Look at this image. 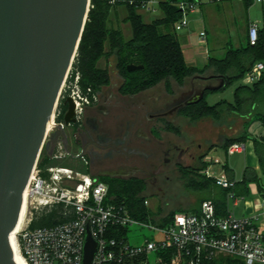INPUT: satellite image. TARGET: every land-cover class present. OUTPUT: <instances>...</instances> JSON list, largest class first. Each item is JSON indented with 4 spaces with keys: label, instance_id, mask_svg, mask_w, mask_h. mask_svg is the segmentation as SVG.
I'll return each mask as SVG.
<instances>
[{
    "label": "built area",
    "instance_id": "1",
    "mask_svg": "<svg viewBox=\"0 0 264 264\" xmlns=\"http://www.w3.org/2000/svg\"><path fill=\"white\" fill-rule=\"evenodd\" d=\"M161 0H130L137 3L140 10L156 14L161 12ZM224 0H181L178 6L183 16L174 24L177 32L190 24L189 16L209 3ZM263 5L264 0H253ZM115 3V0L111 1ZM162 13V12H161ZM264 24V23H263ZM263 24L252 22L248 29V39L252 45L259 42ZM199 39L206 45L207 31L204 29ZM75 61V60H74ZM68 70L52 114L44 148L52 159L59 161L45 167L38 162L26 187V211L22 227L17 228L15 237L21 253L29 264H83L85 241L88 230L98 243V250L91 264L134 262L139 264H204L221 256L239 258L245 264H264V227L259 223L258 214L238 216L228 210L226 215L217 213L213 200H206L199 213L177 212L165 225L135 217L126 202H118L110 193L108 182L95 178L85 171L87 162L79 152L73 153L64 137L52 145V136L62 132L68 125L81 121L85 106L97 100L98 92L93 87H83L82 73L74 66ZM264 73V61H257L243 78L244 84H253ZM71 98L74 104V122L67 123L65 116L69 107L61 104ZM246 149L244 142H235L225 150L226 156ZM43 151V150H42ZM212 151V150H211ZM206 155L207 167L202 171L219 185L229 189L228 199L239 205L241 199L233 190L237 181L227 173V160L220 155ZM40 159V158H39ZM72 162L73 165L63 164ZM44 172L46 174H44ZM262 187V190L260 189ZM259 199L255 208L264 214V183L258 188ZM145 204L150 206V200ZM64 208L67 220L49 226H33L36 216ZM131 226L148 227L157 236L145 238L143 242L132 243L129 239ZM120 228H126L123 235ZM173 250L169 260L162 261L161 253ZM157 260L151 261V255Z\"/></svg>",
    "mask_w": 264,
    "mask_h": 264
},
{
    "label": "trees",
    "instance_id": "2",
    "mask_svg": "<svg viewBox=\"0 0 264 264\" xmlns=\"http://www.w3.org/2000/svg\"><path fill=\"white\" fill-rule=\"evenodd\" d=\"M111 1L91 0L89 16L74 61V66L82 73L83 87L91 86L95 90H100L102 86L110 83V70L108 67H102L100 63L103 59L112 56H115L116 67L125 79L123 90L127 93L149 89L161 82H166L171 89V80L183 85L188 78L196 75H206L210 78L224 77L226 83L220 90H225L234 82L243 79L257 61H264V24L260 29L259 42L256 45H252L248 39L246 46L231 47L221 58L209 53L206 64L197 66L190 64L186 59L182 42L174 30V24L183 16L178 6L181 0H161L162 15L150 23L143 19L137 3L131 4L130 0H115V3ZM246 1L248 5L252 2V0ZM122 7L126 10L125 20L131 23L132 36L128 39L121 29L110 26L112 15ZM130 63L144 64V68L128 71L127 66ZM216 91H207L202 101L186 106L182 109L181 115L191 121L210 117L219 124L224 123L228 117L236 115L245 120L244 129L236 136L227 137L220 146L211 145L205 155L215 147L227 150L235 142H245L250 138L249 128L254 122H261L264 126V73L253 84L242 83L237 86L233 101L221 99L210 104L206 99L207 94ZM169 129L175 130L172 126ZM252 140L261 170L264 172V135L261 138L254 137ZM58 163L59 161L52 159L44 148L38 162L39 167L44 169ZM63 164L73 165L72 162ZM207 165V162L200 160L193 175H188L184 183L188 190L200 194V205L195 208H170L168 213H165L162 207L155 211L145 204V200L148 199L145 193L148 189L144 181L108 177L100 179L109 183L111 195L118 202H126L135 217L165 225L177 212L199 213L206 200L214 201L218 214H227L229 189L202 173ZM83 169L90 171L88 167ZM228 171L230 173V170ZM256 181L258 174L247 167L242 181L236 183L233 190L238 195H249V184ZM260 189L263 192L262 187ZM65 220L67 217L64 216V208L58 206L52 211L38 214L32 225L49 226ZM116 232L123 235L127 229L120 228ZM172 253L173 250L161 253L162 261L169 260ZM211 262L245 264L239 258L231 256H221ZM109 264H139V259H135L134 262Z\"/></svg>",
    "mask_w": 264,
    "mask_h": 264
},
{
    "label": "water",
    "instance_id": "3",
    "mask_svg": "<svg viewBox=\"0 0 264 264\" xmlns=\"http://www.w3.org/2000/svg\"><path fill=\"white\" fill-rule=\"evenodd\" d=\"M91 0H0V264H20L13 235L26 205V187L41 156L62 85L78 52ZM144 68L130 63L128 71ZM226 79L200 89L220 90ZM67 123L74 122L68 98ZM68 142V139H66ZM98 243L88 230L83 264Z\"/></svg>",
    "mask_w": 264,
    "mask_h": 264
},
{
    "label": "flooded vegetation",
    "instance_id": "4",
    "mask_svg": "<svg viewBox=\"0 0 264 264\" xmlns=\"http://www.w3.org/2000/svg\"><path fill=\"white\" fill-rule=\"evenodd\" d=\"M110 75V83L97 90V100L85 106L81 121L73 124L79 153L95 178L140 179L152 193L170 198L175 182L184 184L206 157L204 143L185 132L177 120L185 118L182 109L192 105L200 89L220 78L196 75L171 89L161 82L127 93L124 77L120 74L119 82ZM61 106L67 108L69 103ZM61 136L70 145L67 127L52 136L51 144Z\"/></svg>",
    "mask_w": 264,
    "mask_h": 264
},
{
    "label": "rangeland",
    "instance_id": "5",
    "mask_svg": "<svg viewBox=\"0 0 264 264\" xmlns=\"http://www.w3.org/2000/svg\"><path fill=\"white\" fill-rule=\"evenodd\" d=\"M143 15V19L146 22H152L154 19L159 17L162 13L158 12L152 14L140 10ZM197 13L204 20H206L208 35H209V44L207 45L208 53H211L217 57H223L229 48L234 47L238 48L241 46H246L248 41L247 27L248 22L251 19L255 20L259 24L264 23V11L263 5L259 2H253L252 5H244L239 0H224L219 3H209L202 6ZM126 10L125 8H119L115 12L110 21V26L114 28H119L123 31V34L126 39L132 36L131 23L128 20H125ZM190 21V18H189ZM189 27V26H188ZM187 27V28H188ZM187 28L177 31L179 38L183 41V35L187 31ZM204 23H195V27L192 33V42L187 47L184 46L187 54V59L190 64L201 66L204 63L206 56V49L203 48L206 44L199 40V35L202 30H204ZM195 39V40H194ZM198 47L202 48L204 56L199 54H194V57H191L189 51L191 49H197ZM102 67H108L113 80L122 81L121 75L118 73L116 67L115 56L110 57L109 59H103L101 61ZM219 80H215L214 84H218ZM243 83V79L234 82L225 90H220L216 92H210L207 94V101L210 104H214L221 99L234 100V91L240 84ZM171 87L177 85V83L171 80ZM245 120L240 116L232 115L228 119L219 124L215 122L212 118H202L197 121H191L189 118H178L177 123H180L182 129L195 137L198 141L204 143V151L209 149L211 145H222L227 137H232L240 134L244 129ZM156 130V129H155ZM158 133L157 131H155ZM67 133L70 140V150L73 153L80 151V147L77 145L75 140V126L68 125ZM264 135V126L261 122H254L249 128V136L244 143L246 144V150L243 153H236L230 159L229 165L233 168L235 172V179L240 180L243 175V170L245 166L255 167L257 164V157L254 150L252 138L258 137L261 138ZM211 154L221 155V148L216 147L212 149ZM264 183V172L262 170L258 171V181L255 183L249 184V195H243L244 199H241L238 206H234V201L229 200V208L234 211L237 215H242L245 211L250 210L252 207L248 206L250 202L253 204L258 201V187L260 183ZM150 200V207L155 211H158L160 207L163 208L165 213L170 211V208H188V207H197L200 205V194L195 191L188 190L182 180H177L169 190L167 198L163 195L152 193L151 190L146 191L145 193ZM238 197L242 198V195ZM250 205V204H249ZM157 236L151 229L148 227H139L131 226L129 231V239L132 243L143 242L145 238H154ZM157 260V255H151V261Z\"/></svg>",
    "mask_w": 264,
    "mask_h": 264
},
{
    "label": "crops",
    "instance_id": "6",
    "mask_svg": "<svg viewBox=\"0 0 264 264\" xmlns=\"http://www.w3.org/2000/svg\"><path fill=\"white\" fill-rule=\"evenodd\" d=\"M240 2H242V4H244V5H246V6H248V1H246V0H239ZM253 2H255V1H253L252 0V2L250 3V5H252L253 4ZM162 15V14H161ZM160 15V16H161ZM189 18H190V24H189V27L187 28V31L184 33V35H183V41L180 39V41L182 42V45H183V48H184V46L186 47H188L190 44H191V42L193 41L192 40V33H193V29H194V27H195V23H200V22H203L204 23V27H205V30L207 31V43L209 44V35H208V28H207V22H206V20H204V18L202 19L200 16H199V14L197 13V11L196 12H194V13H191L190 14V16H189ZM252 22H256L255 20H253V19H251L250 18V20H249V22H248V27H247V34H248V29H249V26H250V24L252 23ZM179 36V35H178ZM195 40V39H194ZM200 40V39H199ZM184 51H185V56H186V59H187V54H186V50H185V48H184ZM205 51H202V48H200V47H198L196 50L193 48V49H191L190 51H189V54L191 55V57H194V54H199L200 56H204L203 55V53H204ZM206 54V53H205ZM208 55L209 54H206V56H205V61H204V63H203V65H201V66H204L205 64H206V62H207V58H208ZM213 55V54H212ZM188 60V59H187ZM189 62V61H188ZM253 145H254V141H253ZM216 148V147H215ZM221 148V152H222V154L220 155L222 158L224 157V158H226V160H227V173H228V176L230 177V175L232 176V177H230L231 179H235V172H234V170H233V168L229 165V162H230V159H231V157L233 156V155H235L236 153H243L245 150H243V151H240V152H236V153H234V154H232V155H229V156H226V154H225V149L224 148H222V147H220ZM254 150H255V145H254ZM255 154H256V151H255ZM256 157H257V164H256V166L255 167H252V166H245V168H244V170H243V175H244V173H245V170H246V168L247 167H250V168H252L254 171H256V173L258 174V171L259 170H261V166H260V161H259V158H258V156H257V154H256ZM228 170H230V173H229V171ZM243 175H242V178L240 179V180H236L237 181V183L239 182V181H242V179H243ZM257 182V181H256ZM253 183H255V182H253ZM259 188V187H258ZM228 204H229V199H228ZM228 204H227V206H228ZM250 204V205H249ZM248 204V206H251L252 208L250 209V210H248V211H245L242 215H238V216H243V215H245V214H258L259 215V223L264 227V214L261 212V210H259L258 208H255V206H254V204L252 203V202H250ZM235 206V205H234ZM238 206V205H237ZM228 210H230V208H229V206H228ZM230 211H232V210H230ZM234 212V211H233ZM236 214V213H235ZM237 215V214H236Z\"/></svg>",
    "mask_w": 264,
    "mask_h": 264
},
{
    "label": "bare ground",
    "instance_id": "7",
    "mask_svg": "<svg viewBox=\"0 0 264 264\" xmlns=\"http://www.w3.org/2000/svg\"><path fill=\"white\" fill-rule=\"evenodd\" d=\"M25 211H26V207L24 208V211H23V214H22V217L20 219V222H19V225H18V229L20 227H22L23 223H24V219H25ZM13 241L15 243V247H16V253H15V257L17 258L18 262L20 264H29L27 259L25 258V256L21 253L20 251V248H19V245H18V242L16 240V237H15V234L13 235Z\"/></svg>",
    "mask_w": 264,
    "mask_h": 264
}]
</instances>
